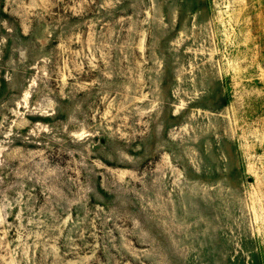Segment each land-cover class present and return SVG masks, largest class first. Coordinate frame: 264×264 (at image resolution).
Masks as SVG:
<instances>
[{"label":"rangeland","instance_id":"1","mask_svg":"<svg viewBox=\"0 0 264 264\" xmlns=\"http://www.w3.org/2000/svg\"><path fill=\"white\" fill-rule=\"evenodd\" d=\"M0 264H264V0H0Z\"/></svg>","mask_w":264,"mask_h":264}]
</instances>
